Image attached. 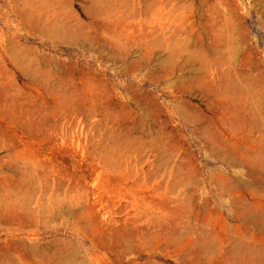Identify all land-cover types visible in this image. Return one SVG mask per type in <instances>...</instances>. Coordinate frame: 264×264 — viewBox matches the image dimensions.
I'll return each mask as SVG.
<instances>
[{
  "label": "rangeland",
  "instance_id": "1",
  "mask_svg": "<svg viewBox=\"0 0 264 264\" xmlns=\"http://www.w3.org/2000/svg\"><path fill=\"white\" fill-rule=\"evenodd\" d=\"M56 1L57 0H35L34 5L38 8H44V13L42 12L41 15H45V13L52 15V17L55 15L58 17L55 20L68 19L67 21L69 23L73 21L71 23L73 27H84V29L81 27L78 28L80 35L74 41H65L62 38H50L40 32L30 30L23 23L20 15L16 11V5L21 4L20 0H0V69H3V74L0 71V96H2L0 97V105L9 108L13 106V101L19 103L16 108L18 113L22 115V119L27 121L30 128L33 130V134H31L26 128H22L16 124L13 125L8 121L6 122L0 114V161L3 159L0 162V177L2 176L0 184L4 188L10 187L12 186L11 184L6 182L2 183V179H4L3 176L18 177L22 173L21 170H29L31 174L34 176L36 175V183H30V188L33 187V185L37 186V188H39V194L44 200H47L49 196H53L51 203L55 204L54 200L56 197L64 196V189L71 190V188L75 187L79 190V192H76L78 196L76 195L74 198L67 193V202H69V199L72 200L73 203L78 202L79 206L77 207L81 208L83 205H86V194L90 195L91 200L96 197L98 201L97 217L103 220L102 217L105 216V220H103L100 229L97 231L94 230L95 225L92 224L89 219L85 221L86 226L85 224H81L82 227L85 226V229H81L73 224L72 218L68 215H58L59 211H56L57 213L55 214H52V212L50 214L48 212L50 216L42 217L39 225L33 224V220L29 219V224L27 222L25 228L21 230L15 229L13 225L8 226L6 224H1L0 256L4 253L5 249H2V245L6 244L5 240L9 238H19L26 242L38 244L53 243L59 239L71 238L69 240H75L74 242L77 243V245L79 244L78 246L82 252L85 253L93 249V246H96L95 248L98 249V242L106 237L102 236V227L108 229V227L113 226L116 221L120 220L119 222L128 223L129 221L128 225L137 227L135 228L136 230L149 231L153 237V242L151 244L146 246V248L143 247L141 251L134 250L131 253L132 256H136L140 252H143V254H140L141 257H144V255L148 253H152L154 255H160L162 257L160 261L164 264H184V262L180 261V258L176 255L173 248L170 249L169 253H165V249L162 246H158L157 242H155L154 239L156 237L154 236L163 232L164 226L167 228L172 227L177 217L179 221V230L182 227L181 230H185L183 232L189 234L194 233L191 236H196L200 231H204L213 226L222 232L221 226L225 221L234 224L238 223L240 220L231 209L230 200L233 197V193L230 189L232 188H229L228 191L222 195L217 186L209 181L210 176L213 174H234L236 168L226 159L218 158L216 155H213L211 151L209 152L207 146L211 141L208 139L204 140V136H199L196 132L195 128L197 126H203L207 121L191 122L185 119L183 115L175 109V106L180 103H186L209 117L207 120L212 121L211 130L219 131L220 135L222 134L221 138L230 142V147L233 149H235L234 145L241 148L245 142H249L246 139L247 132L250 130L252 134L250 138L261 140L262 144L260 148L262 149L260 150L264 152V125L263 128H256L254 124L246 120L245 117L250 114L248 111L258 112L264 117V24L262 23L263 13L260 12L261 9H259L261 8V2L260 0H165L164 3L163 0H159L162 2L157 0L160 3L158 4L156 0H115V3H113L114 0H110L112 1L110 4L108 0V3L112 5L107 9L106 13L108 15L105 12L103 14L102 11L98 9L100 14H103H101L102 18L101 15L98 14V11H95L91 16L87 13L86 3H88L89 0H68L70 2L66 0L67 3L63 2V0V3L59 2L61 0ZM152 1H156V4L164 7L163 12H159L161 14L157 13L153 15L152 11L148 9V2ZM84 2L85 4H83ZM166 3L167 5L165 6ZM224 3L228 6V9H226ZM139 5L142 8H140L141 10H139ZM57 6H59L58 9ZM172 7H176L175 10ZM111 9L112 12H110ZM225 9L228 12L230 11V14H226L228 12H226ZM60 10L61 12H59ZM133 10L137 11V13L139 11L138 14H136V12L132 13L135 16L138 15L136 16L137 18L134 15L131 17L132 14L130 12ZM145 11L149 13V15L151 14L152 17L151 15L148 16ZM168 11H170V15L167 13ZM173 11L175 13H173ZM58 13L62 14L59 15ZM111 13L112 18L109 16ZM201 15L209 19L206 21H208L210 27L213 22V27L209 29L210 31L203 30L200 22L202 21ZM230 15H234V17ZM121 16H123V20L120 19ZM146 17H148L149 20L148 18L145 19ZM105 19L106 21L111 19L115 20L107 21L110 25L107 27L104 25ZM133 19L135 20L132 21ZM228 19L229 21L231 20V24L233 23L235 25H231L230 28H235L233 29L234 31L231 32L232 30L229 29L225 32L226 34L229 33L226 36L225 33L220 35L222 37L214 36L216 28L226 23ZM124 20L126 21L123 22ZM216 22L217 24H215ZM74 23L78 24L75 25ZM145 25H151L150 27H153L148 28L147 26L145 27ZM85 26H87L88 29ZM157 26L161 28L159 32ZM144 28H148L150 32H157L158 35L163 33L162 35L164 37L161 35V38L163 37L162 39H165L164 42H166L168 47L166 46L167 49H155L156 53L161 52L166 56L172 51L171 48L176 47V45V48H179V50L180 47L183 49L179 52L181 55L178 53L173 57L174 59L171 66L169 65L171 68L169 66H166L167 69L164 67L161 68L155 61L148 66L144 64L142 55L145 52L144 50L148 47V43L146 42H148L150 38L148 35L149 32ZM212 28L215 31H211ZM124 29L128 31H124ZM121 31L125 33L123 35V40L125 39L127 46L129 45L128 47H131L129 48L130 59H137V63L133 67L129 61H122L113 57L108 58L115 50L113 38ZM124 36H127V38H124ZM148 36L149 38L147 39ZM198 39L205 42V48L209 54L208 55L206 52L207 61L209 58L213 59L214 55H221L222 61L225 56V60H228L227 56H230L229 59L231 58V60H228V62L223 61L225 63L221 61L222 63L220 65L217 64V66L210 60L208 61L209 67L208 65H204L207 66L205 71L203 69L205 67L200 66V62H188V50L185 49H195L197 46L196 44L200 42ZM143 40L144 42H141ZM128 41L132 43H130L131 46L128 44ZM215 52L219 53L215 54ZM15 55H23L27 62L30 61L28 64H30L33 76L23 72L16 62L13 61ZM47 55H49V57ZM140 55L143 61L139 60L141 59ZM47 61L49 62L47 63ZM211 64L214 65L212 66ZM126 66L129 67V69L126 70ZM172 68H174L175 71L172 72ZM46 69H48V71ZM218 69L223 72L221 74L220 71L221 76L218 74ZM225 70L228 72L226 71L227 73H225ZM150 71L151 74L149 73ZM45 72L48 75H46ZM206 73V79L204 77L201 78V76ZM224 74H228L229 77L233 79V82L239 86L248 85L253 95L257 92L261 93L262 99L259 103L260 106H257V108L252 107L253 109L247 108L245 105V97L241 92L233 94L229 91L226 86V77ZM90 79L92 81L89 82ZM30 82L32 83L30 84ZM47 83H51V87L48 86L49 84ZM102 84L104 86H102ZM212 84L222 89V96L216 95L214 91L210 89ZM43 85L44 87H42ZM82 89L84 90L82 91ZM129 89L134 90L132 91ZM101 90L104 91L102 92ZM57 92L61 94L59 95ZM250 95L247 96L248 100H251ZM59 97L68 105L66 104L65 107H58L57 102L60 101ZM106 97L107 99H105ZM141 97L144 100L141 99ZM84 102L85 104H83ZM148 102L152 107H155V105H152L155 103L160 108L154 109L152 112L148 113L144 106V104ZM96 103L98 105L100 104L99 106L101 107ZM120 103L124 105V107H122ZM236 103L239 104V107L241 106L238 111H234L233 109V107H235L233 105ZM53 104L55 106H53ZM84 105L88 109H86ZM55 107H58L56 108L57 110L53 109ZM122 110L125 113H121ZM56 111L59 112V114ZM118 113L121 117L117 115ZM33 120L35 121L34 124L32 123ZM37 130H39V132H37ZM164 144L166 146L163 147ZM164 148L166 149L164 150ZM18 149L24 151L27 161L15 154V151ZM8 154L9 156H7ZM28 160L31 162L29 163ZM162 160H165V163ZM187 164L196 167L197 171H191V175H189V171L186 172L187 170L183 169L185 170L183 171L185 174L181 173L180 175L185 184L181 181L182 184L179 185L180 187H174L173 179L177 173L175 169L178 168L179 165L184 166ZM116 165L119 167H116ZM161 165L166 166L162 168L163 166ZM160 166L163 171L160 169ZM168 169H170L172 173ZM37 170L40 175L37 173ZM157 171L160 173H154ZM246 171L247 168L242 166L239 177L243 179L248 178ZM169 173L171 175H169ZM44 175L47 179H44ZM168 175L169 177H167ZM187 175L190 177L187 178ZM120 176L127 180H124L121 185L117 184V187L116 179H121L122 177ZM234 176H237L235 178L238 179L237 174H234ZM184 177L187 180H185ZM37 180H40L41 184L39 181L37 182ZM186 181L190 182L187 183ZM238 181L239 180H236L235 182L238 183ZM46 188H48V192H45ZM170 188L175 189L174 192ZM186 188L188 189L186 190ZM1 191H3V189H0V200L4 199L6 196L5 193L2 195ZM175 191L177 193H175ZM189 191L191 193L188 194L191 196L189 195L187 199L184 198L188 196L186 192ZM169 192L172 196L169 195ZM156 193L159 196L156 195ZM163 194L165 196L167 194L168 198ZM179 195L182 196L181 198L183 199H180ZM192 198L195 199L193 200ZM108 199L110 200L108 201ZM250 199L252 200V198ZM181 200L182 202L180 203L191 204L182 207L180 209H183L182 212L178 210L180 215L179 213H171L179 203L178 201ZM173 201L175 202L173 203ZM147 202L150 203L148 204ZM166 202L170 203L166 204ZM167 205L168 207L170 206L171 210H169ZM126 206L128 207L126 208ZM204 207H206V210ZM150 209H152V212L149 216L153 214L154 210L158 211L157 214L160 215L168 212L165 213L164 216L167 220L168 217H170V221L168 220L169 222L164 225H157L153 223L155 221L150 222L146 219L147 216H145L147 212H150ZM187 209H189V213ZM106 211L109 213H105ZM209 212L211 214L207 218ZM184 213L187 214L184 215ZM191 213L193 215H191ZM170 215H172V217ZM201 218L203 221H201ZM206 220L211 223H207ZM144 222L145 224H143ZM136 223L138 225H136ZM153 224L155 225L153 226ZM183 224L186 225L185 229H183ZM200 225L205 226V228ZM187 226L188 229L186 228ZM149 228L151 230H149ZM196 228H198V230ZM10 229H15L14 231H16L17 235H9L8 231ZM142 236V233H139V235L136 234L134 236L135 242H139ZM131 254H129V256H131ZM107 255L111 258L115 257L111 252H108ZM1 257H3V255Z\"/></svg>",
  "mask_w": 264,
  "mask_h": 264
},
{
  "label": "bare ground",
  "instance_id": "2",
  "mask_svg": "<svg viewBox=\"0 0 264 264\" xmlns=\"http://www.w3.org/2000/svg\"><path fill=\"white\" fill-rule=\"evenodd\" d=\"M34 1L35 0H20L21 4L20 5H16V11L18 12V14L20 15L23 23L26 25L27 28H29L30 30H34L37 32H40L50 38H62L65 41H74L76 40L80 33L78 31V28L73 27L72 26V22L69 23L67 20H55L56 18H58L57 16H53L46 14L45 15H41V13H44V8L40 7L38 8L36 5H34ZM42 1V0H41ZM58 1V0H57ZM56 1V2H57ZM68 1V0H67ZM90 1V3H89ZM88 3H86V11L88 14H90V16L95 12L98 11V9H100V11H102V13L104 14V12H107L108 7H111L112 5H110L112 1L109 0H89ZM118 1V0H117ZM157 1V0H156ZM156 1H152V2H148V9L150 11H152L153 15L159 13V12H163L164 7L162 5H158L160 4L159 2L162 1H157L158 4H156ZM165 3V0H163ZM225 1V0H224ZM259 1V0H258ZM61 3L66 2V0L62 2L59 1ZM70 2V1H68ZM83 2V1H82ZM87 2V1H86ZM222 2V1H221ZM220 2V3H221ZM261 2V11L263 13V20L262 23L264 24V0H260ZM17 3V2H16ZM40 3V2H39ZM49 3V2H48ZM47 3V4H48ZM67 3V2H66ZM115 3V0L114 2ZM163 3V4H164ZM51 4V3H50ZM55 4V3H54ZM85 4V2L83 3ZM139 4V3H138ZM137 4V5H138ZM225 4V3H224ZM53 5V4H52ZM56 5V4H55ZM54 5V6H55ZM118 5V4H116ZM115 5V7H116ZM167 5V3L165 4V6ZM260 5V4H259ZM42 6V5H41ZM61 6V5H60ZM69 6V5H68ZM133 6V5H132ZM140 6V5H139ZM138 6V7H139ZM146 6V4H145ZM146 6V7H147ZM226 9H228V6L225 4ZM230 6V5H229ZM44 7V6H43ZM56 7V6H55ZM143 7V6H142ZM145 7V8H146ZM50 8V7H48ZM47 8V9H48ZM52 8V7H51ZM59 8V6H57V9ZM64 8V7H63ZM68 8V7H67ZM114 8V7H113ZM133 8V7H132ZM141 6L139 7V10ZM168 8V7H166ZM174 8V7H172ZM176 8V7H175ZM174 8V10H175ZM54 9V8H53ZM97 9V10H96ZM115 9V8H114ZM118 9V8H117ZM137 9V8H136ZM147 9V8H146ZM145 9V10H146ZM225 9V10H226ZM234 9V8H233ZM72 10V9H71ZM85 10V9H84ZM110 10V9H109ZM116 10V9H115ZM121 10V9H119ZM230 10V9H229ZM236 10V9H234ZM238 10V9H237ZM117 11V10H116ZM201 11V10H200ZM61 12V10L59 11ZM67 12V11H66ZM99 12V11H98ZM112 12V9L111 11ZM133 12L137 11H132L130 12L131 14ZM146 12V11H145ZM170 11H168L167 13L169 14ZM204 12V11H202ZM226 12H228L226 10ZM225 12V13H226ZM230 12V11H229ZM226 13V14H230V13ZM49 13V11H48ZM69 13V11H68ZM101 13V14H102ZM114 13V12H113ZM117 13V12H116ZM147 13V12H146ZM173 13H175L173 11ZM201 13V12H200ZM54 14V13H52ZM59 15L62 13H58ZM56 14V15H58ZM75 14V13H74ZM100 14V12L98 13ZM100 14V15H101ZM102 14V15H103ZM107 14V13H106ZM115 14V13H114ZM113 14V15H114ZM148 16L149 13H147ZM161 14V13H159ZM158 14V15H159ZM199 14V13H198ZM204 14V13H203ZM232 14V13H231ZM71 15V14H69ZM76 15V14H75ZM74 15V16H75ZM95 15V14H94ZM97 15V13H96ZM101 15V17H102ZM108 15V14H107ZM112 13L109 15L111 17ZM116 15V14H115ZM123 15V14H121ZM134 14L131 15V17H133ZM170 15V14H169ZM65 16V15H64ZM99 16V15H98ZM97 16V17H98ZM118 16V15H116ZM130 16V15H129ZM135 16V15H134ZM138 16V15H136ZM135 16V17H136ZM227 16V15H226ZM231 16V15H230ZM229 16V17H230ZM234 17V15H232ZM231 16V17H232ZM237 16V15H236ZM78 17V16H77ZM76 17V18H77ZM107 17V16H106ZM123 16H121L120 19H122ZM126 17V16H124ZM152 17V15H151ZM150 17V18H151ZM166 17V14H165ZM174 17V16H172ZM206 17V16H205ZM54 18V19H53ZM63 18V17H62ZM69 18V17H68ZM96 18V17H95ZM103 18V17H102ZM109 18V17H107ZM112 18V17H111ZM117 18V17H115ZM137 18V17H136ZM148 17H146L145 19H147ZM202 21L201 22V26L203 28V30L208 31L209 29H211V27H213V22L212 25L210 27V24L208 23L209 19L204 18L203 15H201ZM236 18V17H235ZM42 19V21H41ZM80 19V18H78ZM97 19V18H96ZM164 19V18H163ZM226 19V18H225ZM70 20V19H69ZM74 20V19H73ZM103 20V19H101ZM112 20V19H111ZM111 20H107V21H111ZM115 20V19H113ZM112 20V21H113ZM123 20V19H122ZM135 19H133L132 21H134ZM149 20V18H148ZM160 20V19H159ZM233 20V19H232ZM71 21V20H70ZM76 21V20H75ZM106 21L104 22V25L109 27V23ZM119 21V20H118ZM126 20H124L123 22H125ZM147 21V20H145ZM156 21V20H155ZM154 21V22H155ZM227 21V22H226ZM223 25L219 26L216 28V32L214 33V36L217 37H222L220 35H223L226 30H229L231 28V25H234L233 23L231 24V20L229 21L226 20ZM241 21V20H240ZM80 22V21H79ZM82 22V21H81ZM85 22V21H84ZM117 22V21H116ZM150 22V21H147ZM161 22V21H160ZM165 22V21H164ZM163 22V23H164ZM94 23V21H93ZM146 23V22H145ZM220 23V22H219ZM75 24V23H74ZM78 23H76L75 25H77ZM111 24V23H110ZM113 24V23H112ZM217 24V22L215 23ZM220 25V24H219ZM79 26V25H78ZM114 26V25H112ZM123 26V25H122ZM132 26V24H131ZM147 25H145L146 27ZM151 26V25H150ZM149 25L147 26L148 28H152ZM166 26V25H165ZM216 26V25H215ZM235 26V25H234ZM232 26V27H234ZM87 28V26H85ZM125 27V26H124ZM123 27V28H124ZM164 27V26H163ZM210 27V28H209ZM237 27V26H236ZM82 28V27H81ZM90 28V27H89ZM114 28V27H113ZM121 28V27H120ZM127 28V27H126ZM148 28H144L147 29ZM158 32L159 29H161L160 27H158ZM156 28V29H157ZM165 28V27H164ZM215 28V27H214ZM84 29V27L82 28ZM88 29V28H87ZM86 29V30H87ZM91 29V28H90ZM119 29V28H118ZM235 28H232L230 30H232L231 32H233ZM243 29V28H242ZM122 30V29H119ZM118 30V31H119ZM127 30V29H126ZM124 29V31H126ZM133 30V29H132ZM155 30V29H154ZM164 30V29H163ZM88 31V30H87ZM128 31V30H127ZM145 31V30H144ZM145 31V32H147ZM156 31V30H155ZM210 31V30H209ZM211 31H215L213 28ZM144 32V33H145ZM149 32V33H148ZM148 35L147 39L149 38L148 42V47H147V51L144 50V54L143 59H144V64L146 66L151 65L154 61L157 63V65L161 68H166V66H171V63L173 61V57L176 56L180 51H182L183 49L180 47L179 48H171V54L168 53L166 56L165 54L163 55L161 52L156 53L155 49H163L166 48L167 44L166 42H164L165 39H162L164 36L162 35L163 33H160L163 37L161 38V35H158L157 32H150L148 31ZM230 32V31H229ZM117 33V32H116ZM127 33V32H126ZM143 33V35H144ZM125 33L123 31L119 32L117 34V36L115 38H113V44L115 47V50L111 53L109 57H113V58H118L119 60L122 61H129V63L131 64V66H135V64L137 63V59L133 60L130 59V49L131 47H128L126 44V40H123V35ZM131 34V33H130ZM142 34V32H141ZM211 34V32H210ZM229 33H225V36L228 35ZM84 35V34H83ZM112 35V34H111ZM115 35V34H114ZM135 35V34H133ZM113 36V35H112ZM208 36V35H207ZM211 36V35H210ZM209 36V38H210ZM231 36V35H230ZM92 37V36H91ZM111 37V36H109ZM145 37V36H143ZM200 37V36H199ZM228 37V36H227ZM124 38H127V36ZM129 38V36H128ZM146 38V37H145ZM207 38V39H209ZM215 38V37H214ZM82 39V37H81ZM130 39V38H129ZM144 39V38H142ZM146 39V40H147ZM173 39V38H172ZM202 39V38H201ZM199 40V43H197L196 48L193 50L190 49H185L188 50V57H187V61H197L200 62V66H204V65H208V61L212 60V62L214 64L220 65L223 61H227L231 60V58L229 59L230 56L228 57V60L226 58V56L224 57V60L222 61V56H215L213 57V59H210L207 61V56H206V48H205V42L203 40ZM213 39V37H212ZM219 39V38H218ZM225 39V38H224ZM217 40V39H214ZM221 41H223L222 39H219ZM218 40V41H219ZM130 41V40H129ZM128 44H130L132 42H129ZM169 41V40H168ZM175 41V40H174ZM141 42H144L141 41ZM210 42V41H209ZM213 42V41H212ZM65 43V42H64ZM132 44V43H131ZM130 44V46H131ZM177 44V43H176ZM212 44V43H211ZM112 45V44H111ZM134 45V44H133ZM144 45V44H143ZM140 45V46H143ZM146 45V44H145ZM144 45V46H145ZM98 46V45H97ZM147 46V45H146ZM24 47V46H23ZM134 47V46H133ZM168 47V46H167ZM99 48V47H98ZM106 48V47H105ZM108 48V47H107ZM113 48V46H112ZM213 48V47H212ZM10 49V48H9ZM23 49V48H22ZM109 49V48H108ZM167 49V48H166ZM165 49V50H166ZM13 50V49H12ZM25 50V49H24ZM23 50V51H24ZM112 50V49H111ZM110 50V51H111ZM132 50V49H131ZM142 50V49H141ZM20 51V50H19ZM101 51V50H100ZM104 51V50H103ZM161 51V50H160ZM168 51V50H167ZM22 52V51H21ZM26 52V51H25ZM164 52V51H163ZM105 53V52H104ZM219 53V52H215ZM8 54V51H7ZM24 54V53H23ZM106 54V53H105ZM180 54V53H179ZM208 54V52H207ZM222 54V53H220ZM100 55V54H99ZM181 55V54H180ZM209 55V54H208ZM49 57V55H47ZM10 57V56H9ZM45 57V56H44ZM105 57V56H104ZM11 58V57H10ZM134 58V57H133ZM139 60H142V57L140 55ZM176 58V57H175ZM28 59V58H27ZM29 60V59H28ZM31 60V59H30ZM48 60V59H47ZM16 62V64L21 68V70L25 73L31 74V68H30V64H28L29 62H27L24 59V56H20V55H15L14 60ZM143 61V60H142ZM141 61V63H142ZM222 61V62H221ZM49 61H47L48 63ZM56 62V61H55ZM120 62V61H119ZM139 62V61H138ZM209 62V63H212ZM14 63V62H13ZM155 63V64H156ZM225 63V62H223ZM15 64V63H14ZM36 64V63H34ZM52 64V63H51ZM50 64V65H51ZM127 64V63H126ZM139 64V63H138ZM143 64V65H144ZM214 64H211L212 66ZM33 65V64H32ZM58 65V64H57ZM60 65V64H59ZM156 65V66H157ZM175 65V64H173ZM172 65V66H173ZM39 66V65H38ZM155 66V68H156ZM169 66V67H170ZM211 66V67H212ZM127 67V66H126ZM152 67V66H151ZM175 67V66H174ZM205 69L207 66H204ZM131 68V67H130ZM171 68V67H170ZM224 68V67H223ZM126 70L129 69V67L125 68ZM159 69V68H158ZM200 69V68H199ZM220 69V68H219ZM218 69V71H219ZM48 71V69H46ZM172 72L175 71L174 68L171 69ZM202 70V69H201ZM0 71L3 74V69H0ZM41 71V70H40ZM221 71V70H220ZM220 71L218 74H220ZM227 70H225V73ZM43 72V71H42ZM207 72V70H206ZM65 73V71H64ZM67 73V72H66ZM151 74V71L149 72ZM205 73V72H204ZM223 72L221 71V74ZM24 74V73H23ZM46 74V72H45ZM147 74V73H146ZM220 74V76H221ZM48 75V74H46ZM30 76V75H29ZM33 76V75H32ZM199 76V75H198ZM205 76H207V73L202 75L201 78H205ZM224 76L226 77V86L228 87L229 91L233 94H237L238 92H241L242 95L245 97V105L247 108H251L252 107H256L260 106L259 103L261 101V93L257 92L254 95L251 93L250 91V87L248 85H241L239 86L238 84H236L235 82H233V79L231 77H229L228 74H224ZM42 77V76H41ZM51 77V76H50ZM49 77V79H50ZM28 78V77H27ZM40 78V77H39ZM47 78V77H46ZM53 78V77H52ZM90 78V77H89ZM200 78V77H199ZM221 78V77H220ZM224 78V77H223ZM206 79V78H205ZM222 79V78H221ZM31 80V78H30ZM29 80V81H30ZM34 80V79H33ZM32 80V81H33ZM51 80V79H50ZM69 80V79H68ZM37 81V80H36ZM40 81V80H39ZM92 81L91 79L89 80V82ZM97 81V80H95ZM182 81V79H181ZM38 82V81H37ZM49 82V81H48ZM52 82V81H51ZM86 82V81H85ZM32 82H30L31 84ZM57 83V82H56ZM82 83V82H81ZM49 84V83H47ZM46 84V86H47ZM51 84V83H50ZM50 84L48 86H50ZM91 84V83H90ZM98 84V83H97ZM96 85V84H95ZM100 85V84H99ZM41 86V84H40ZM45 86V87H46ZM55 86V85H54ZM87 86V85H86ZM102 86H104L102 84ZM128 86V85H127ZM211 86V85H209ZM37 87V86H36ZM44 87V85L42 86ZM51 87V86H50ZM58 87V86H57ZM101 87V86H100ZM99 87V88H100ZM32 88V87H31ZM59 88V87H58ZM95 88V86H94ZM102 88V87H101ZM39 89V88H38ZM49 89V88H48ZM57 89V88H56ZM55 89V90H56ZM63 89V88H60ZM70 89V88H69ZM103 89V88H102ZM211 90L214 91V93L216 95L222 96L223 92L222 89L218 88L217 86L215 87L213 84L210 87ZM54 90V93H55ZM71 90V89H70ZM84 89H82L83 91ZM106 90V89H104ZM103 90V91H104ZM132 90V89H129ZM134 90V89H133ZM132 90V91H133ZM47 91V89H46ZM81 91V92H82ZM90 91V90H89ZM102 91V90H101ZM102 91V92H103ZM65 92V91H64ZM91 92V91H90ZM93 92V91H92ZM100 92V91H99ZM5 93V92H4ZM3 93V94H4ZM49 93V92H48ZM59 93V92H57ZM67 93V92H66ZM65 93V94H66ZM76 93V92H75ZM74 93V94H75ZM79 93V92H78ZM106 93V92H105ZM136 93V92H135ZM139 93V92H137ZM1 94V91H0ZM61 93H59L60 95ZM80 94V93H79ZM91 94V93H90ZM89 94V95H90ZM104 94V93H103ZM142 94V93H141ZM251 94V95H250ZM260 94V95H259ZM7 95V94H5ZM50 95V94H49ZM52 95V94H51ZM58 95V94H57ZM83 95V94H82ZM81 95V96H82ZM251 97V100L247 99V96ZM91 96V95H90ZM88 96V97H90ZM102 96V95H101ZM135 96V95H134ZM133 96V97H134ZM138 96V95H137ZM236 96V95H235ZM2 97V96H0ZM50 97V96H49ZM53 97V96H52ZM51 97V99H52ZM57 97V96H56ZM13 98V97H12ZM55 98V97H54ZM71 98V97H70ZM140 98V96H139ZM138 98V99H139ZM14 99V98H13ZM63 99V98H62ZM83 99V98H81ZM85 99V96H84ZM91 99V98H90ZM107 99V97L105 98ZM141 99H143L141 97ZM19 100V99H17ZM49 100V99H48ZM56 100V99H55ZM60 101H56L58 104V107H65V105L67 103H65L64 101H62L59 97ZM92 100V99H91ZM144 100V99H143ZM1 101V99H0ZM45 101V100H44ZM80 101V100H79ZM78 101V102H79ZM93 101V100H92ZM98 101V99H97ZM105 101V100H104ZM119 101V100H118ZM135 101V100H134ZM142 101V100H141ZM3 102V101H2ZM43 102V101H42ZM81 102V101H80ZM90 102V101H89ZM88 102V103H89ZM94 102V101H93ZM102 102V100H101ZM100 102V103H101ZM138 102V100H137ZM144 102V101H143ZM147 102V101H146ZM7 103V102H6ZM50 103V102H49ZM52 103V102H51ZM54 103V102H53ZM55 104V103H54ZM53 104V106H55ZM78 104H82V103H78ZM85 104V102L83 103ZM94 104V103H93ZM92 104V105H93ZM97 104V103H96ZM108 104V101H107ZM119 104V103H118ZM121 104V103H120ZM128 104V101H127ZM146 104V105H145ZM144 106L147 109L148 113L152 112L154 109H159L160 107L158 105H156L155 103H153L152 105H155V107H152L151 101L150 104L145 103ZM148 104V105H147ZM19 105V103H15L13 101V106L6 108L0 105V114L2 115L3 119L6 120V122H11L13 125H19L22 128H26L27 130L30 131L31 134H33V130L30 128V125L27 121H25L24 119H22V115L20 113H18L17 111V106ZM68 105V104H67ZM98 105V104H97ZM100 105V104H99ZM98 105V106H99ZM122 105V104H121ZM42 106V105H41ZM85 106V105H84ZM83 106V108H84ZM97 106V107H98ZM108 106V105H107ZM127 106V105H126ZM142 106V105H141ZM233 109L234 111H238L240 109L239 104H234ZM40 107V106H38ZM43 107V106H42ZM50 107V106H49ZM58 107H55L53 109H56ZM73 107V105H72ZM101 107V106H99ZM122 107H124V105H122ZM26 108V107H25ZM46 108V107H45ZM77 108V107H76ZM82 108V106H81ZM86 108V106H85ZM104 108V107H103ZM19 109V108H18ZM41 109V108H39ZM88 109V108H86ZM91 109V108H90ZM94 109V108H92ZM126 109V108H124ZM143 109V108H142ZM175 109L183 115V117L189 121H194V122H200L202 120L207 121L206 124H204L203 126L199 127L197 126L196 132L199 134V136H204L203 138H205L204 140H209L211 141L210 144L207 146L209 148V152L211 151V153L213 155H216L218 158H222V159H226L230 164H232L236 170L234 172V174L238 175V179H236L234 176V174H228V173H219V174H213L210 176V182L214 183L218 190L221 192L220 194H224L225 192L228 191L229 188L231 192L233 193V197L230 200L231 203V209L233 210L234 214L237 216V218L240 220L238 223H234V224H230L227 223L226 221L223 223L222 227V232L219 231V229H217L216 227H209V229H205L204 231H198L199 233H197V235H193L189 234V233H185L183 231L185 230H181L182 227L178 228V218L176 217L174 225L170 228H167L164 226V231L159 233L158 235L154 236L156 237L154 240L155 242H157L158 246H162L165 249V253H169L170 249L173 248L174 252L176 253V255L180 258L181 262H184V264H264V152L261 151L260 146H261V140H256V139H251L250 136L252 135L250 130L249 132H247V141L249 142H245V144L241 147L238 148L237 146L234 145V148L230 147V142H227L225 140H223L221 138L222 134L220 135L219 131H212L211 130V123L212 121L207 120L209 119V117L205 116L203 113L197 111L195 108H193L192 106H189L186 103H180L178 105L175 106ZM51 110V108H50ZM57 110V109H56ZM71 110V109H70ZM38 111V110H37ZM36 111V112H37ZM40 111V110H39ZM46 111V110H45ZM53 111V110H52ZM145 111V110H144ZM29 112V111H28ZM32 112V111H31ZM57 112V111H56ZM66 112V110H65ZM250 114L245 116L246 120L251 121L254 124V127L258 128V127H262L264 125V117L261 116L258 112H254V111H248ZM26 113V112H25ZM24 113V114H25ZM34 113V112H33ZM41 113V112H40ZM50 113V112H48ZM47 113V114H48ZM59 114V112H57ZM56 113V114H57ZM121 113H125L122 112ZM28 114V113H27ZM37 114V113H36ZM51 115V114H50ZM119 116V113L117 114ZM124 115V114H123ZM125 116V115H124ZM128 116V115H127ZM130 116V115H129ZM49 117V116H48ZM121 117V116H119ZM118 117V118H119ZM1 118V117H0ZM25 118V117H24ZM123 118V117H122ZM128 118V117H127ZM36 119V118H35ZM130 119V118H129ZM124 120V119H123ZM222 120V119H221ZM245 120V121H246ZM41 121V120H40ZM122 121V120H121ZM120 121V122H121ZM34 120H33V124H34ZM123 122V121H122ZM224 122V121H221ZM43 123V122H42ZM124 123V122H123ZM128 123V122H127ZM126 123V124H127ZM2 124V123H1ZM4 124V123H3ZM32 124V126H33ZM38 125V124H37ZM44 125V124H43ZM125 125V123H124ZM128 125V124H127ZM10 126V124H9ZM7 127V126H6ZM12 127V126H11ZM18 127V126H17ZM3 128V127H2ZM20 128V127H19ZM10 129V128H9ZM8 129V130H9ZM34 129V128H33ZM35 130V129H34ZM42 130V129H41ZM40 130V131H41ZM37 132H39V130H37ZM36 135V134H35ZM43 137V136H42ZM38 139V138H37ZM40 141V140H39ZM207 143V142H206ZM166 146L165 144L163 145V147ZM206 146V145H205ZM167 148V147H166ZM164 148V150L166 149ZM169 148V147H168ZM172 148V147H171ZM178 148V147H177ZM176 148V149H177ZM168 150V149H167ZM177 151V150H176ZM170 152V151H169ZM168 152V153H169ZM234 152V154H233ZM164 153V152H163ZM15 154L20 157L21 159H25L27 161V157L24 153V151L22 149H18L17 151H15ZM108 155V154H107ZM9 156V154L7 155ZM6 156V157H7ZM107 157V156H106ZM105 157V158H106ZM162 157V156H161ZM167 157V156H166ZM171 157V156H169ZM164 158V157H163ZM190 158V157H189ZM108 159V158H107ZM158 159V158H157ZM160 159V158H159ZM158 159V160H159ZM3 160V159H2ZM1 160V161H2ZM30 160V159H29ZM28 160V161H29ZM106 160V159H105ZM161 160V159H160ZM189 160V159H188ZM0 161V162H1ZM23 161V160H22ZM107 161V160H106ZM163 161V160H162ZM165 161V160H164ZM163 161V162H164ZM171 161V160H170ZM175 161V160H174ZM186 161V160H185ZM25 162V161H24ZM23 162V163H24ZM31 161H29L30 163ZM110 162V160H109ZM173 162V161H171ZM160 163V162H159ZM165 163V162H164ZM181 163V162H180ZM190 163V162H189ZM192 163V162H191ZM11 164V163H9ZM26 164V162H25ZM35 164V163H33ZM168 164V163H167ZM174 164V163H173ZM183 164V163H182ZM38 165V164H37ZM109 165V164H108ZM118 165V164H117ZM116 167H119L117 166ZM158 165V164H157ZM188 165V164H187ZM187 165H179L178 168L175 169V171L177 172L175 174L174 177V187L178 186L182 184V182H184V180L182 181V177H181V173H184L183 171L187 170L186 172L189 171V175H191V171L196 172L197 168L194 166H189L187 167ZM106 166V165H105ZM154 166V165H153ZM156 166V165H155ZM163 166L162 168H164V166L166 165H161ZM160 166V169H161ZM242 166L247 168L246 174L248 175V178H241L240 173H241V168ZM13 167V166H12ZM26 167V165H25ZM19 168V167H18ZM30 168V167H29ZM28 168V169H29ZM106 168V167H105ZM156 168V167H155ZM159 168V167H158ZM170 168V167H168ZM38 169V168H36ZM118 169V168H117ZM185 169V170H183ZM116 170V169H115ZM114 170V171H115ZM121 170V169H120ZM163 171V169H161ZM160 170V172H161ZM170 171V169H168ZM22 173L18 176V177H7L3 176L4 179H2V183H9L12 186L10 187H3L0 184V189L3 191H1V194L3 195L4 193L6 194L4 199L0 200V225L1 224H6V225H13V227L17 230H21L23 228H25L27 222L29 219L33 220V224L35 225H39V223L41 222L42 217H46V216H50L51 212L52 214L57 213L58 215H63L66 214L68 215L70 218H72V222H74L73 224L75 226H78L79 228H84L85 229V221L87 219H89V221L95 225V229L94 230H99L100 226L103 223V220H105V216L102 217L103 220H101V218L97 217V198L95 197L93 200L90 199V195L86 194V205H83L81 208L77 207L79 206L78 202L73 203L72 200L69 199V202H67L68 200L66 199V195L67 193L69 194V196H76V192H79L78 189H76L75 187L71 188V190H67L64 189V196L63 197H56V199L54 200V203H51V199L53 198V196H49V198L47 200H44L41 195L39 194V188H37V186L33 185V187L30 188V183H36L35 182V176L33 174H31V172H29V170H21ZM38 171V170H37ZM111 171V170H110ZM118 171V170H117ZM166 171V170H165ZM173 171V170H172ZM244 171V170H243ZM120 172V171H119ZM125 172V171H124ZM159 171L154 172V173H160ZM171 172V171H170ZM39 173V171L37 172ZM44 173V172H43ZM108 173V172H107ZM121 173V172H120ZM153 173V172H152ZM162 173V172H161ZM172 173V172H171ZM36 174V173H35ZM116 174V173H115ZM168 174V173H167ZM185 174V173H184ZM40 175V173H39ZM128 175V174H127ZM155 175V174H154ZM160 175V174H159ZM169 175H171L169 173ZM169 175L167 177H169ZM196 175V174H195ZM119 176V175H118ZM130 176V175H128ZM156 176V175H155ZM39 177V176H38ZM122 177V176H120ZM127 177V176H126ZM186 177V175H185ZM184 177V178H185ZM190 176L187 175V178H189ZM2 178V176L0 177V179ZM40 178V177H39ZM192 178V176H191ZM196 178V177H194ZM44 179H47L44 175ZM114 180V179H113ZM124 180L127 179H123V177L120 179H116V186L117 184L121 185L122 182H124ZM167 180V179H166ZM165 180V181H166ZM185 180H187L185 178ZM236 180H239L238 183L235 182ZM39 181V183L41 184L40 180H37V182ZM182 181V182H181ZM191 181V180H190ZM190 181H186L187 183ZM198 181V180H197ZM193 182V181H192ZM43 183V182H42ZM47 183V182H46ZM172 183V184H173ZM168 184V182H167ZM185 184V182L183 183ZM195 184V183H194ZM49 185V184H47ZM46 185V187H47ZM192 185V184H191ZM41 186V185H39ZM38 186V187H39ZM126 186V185H125ZM171 186V185H170ZM183 186V185H182ZM186 186V185H185ZM113 187V186H112ZM118 187V186H117ZM116 187V188H117ZM120 187V186H119ZM173 187V188H174ZM184 187V186H183ZM195 187V186H194ZM41 188V187H40ZM111 188V186H110ZM172 188V187H171ZM170 188V189H171ZM190 188V186H189ZM47 189V191H46ZM45 189V192H48V188ZM115 189V187H114ZM180 189V188H178ZM188 188H186L187 190ZM113 190V189H110ZM173 192L175 189H171ZM170 191V190H169ZM182 191V190H181ZM183 192V191H182ZM185 192V189H184ZM87 193V192H86ZM166 193V192H165ZM172 193V192H171ZM175 193H177L175 191ZM191 193L189 192H186ZM53 194V193H51ZM160 194V193H159ZM162 194V193H161ZM174 194V193H173ZM85 195V194H84ZM156 195H158L156 193ZM164 195V194H163ZM170 195V192H169ZM190 194H188V196L184 197L187 199V197H189ZM203 195V194H202ZM44 196V195H43ZM78 196V195H77ZM149 196V195H148ZM147 196V197H148ZM153 196V195H152ZM159 196V195H158ZM165 196V195H164ZM172 196V195H170ZM169 196V198H170ZM180 196V195H179ZM191 196V195H190ZM193 196V195H192ZM198 196V194H197ZM206 196V195H205ZM110 197V196H109ZM157 197V196H156ZM167 197V194L166 196ZM164 197V198H165ZM178 197V196H176ZM182 196H180V199ZM75 198V197H74ZM80 198V196H79ZM159 198V197H158ZM168 198V197H167ZM252 198V200L250 199ZM111 199V198H110ZM108 199V201L110 200ZM152 199V198H150ZM173 199V198H172ZM193 200L195 198H192ZM207 199V198H206ZM205 199V200H206ZM78 200V199H77ZM157 200V199H156ZM161 200V199H160ZM164 200V199H163ZM170 200V199H169ZM185 200V199H184ZM143 201V200H142ZM158 201V200H157ZM167 201V200H165ZM164 201V202H165ZM191 201V200H190ZM189 201V202H190ZM197 201V200H195ZM204 201V200H203ZM113 202V201H112ZM159 202V201H158ZM157 202V203H158ZM175 201H173L174 203ZM179 203L175 206V208L172 210L171 213H176L180 215V212L178 210H180L182 207H184L185 205H187L188 203L184 204V203H180L181 201H178ZM188 202V201H187ZM194 202V201H192ZM110 203V202H109ZM148 203V202H147ZM150 203V202H149ZM148 203V204H149ZM156 203V204H157ZM170 203V202H168ZM166 202V204H168ZM172 203V204H173ZM207 203V202H205ZM140 204V203H139ZM160 204V203H159ZM164 204V203H162ZM161 204V205H162ZM165 204V205H166ZM176 204V203H175ZM191 204V203H189ZM188 204V205H189ZM195 204V203H194ZM55 205V206H54ZM147 205V204H146ZM164 205V206H165ZM170 205V204H169ZM140 206V205H139ZM155 206V205H154ZM153 206V207H154ZM160 206V205H159ZM174 206V205H173ZM52 207V208H51ZM128 206H126L127 208ZM162 207V206H161ZM166 207V206H165ZM164 207V208H165ZM168 207V205H167ZM125 208V209H126ZM152 208V207H151ZM160 208V207H159ZM169 210L170 206L168 207ZM172 208V206H171ZM199 208V207H198ZM197 208V209H198ZM206 207H204L205 209ZM54 209V210H51ZM138 209V208H137ZM161 209V208H160ZM163 209V208H162ZM194 209V207H193ZM183 210V209H182ZM182 210H180L182 212ZM189 209H187L188 211ZM191 210V209H190ZM206 210V209H205ZM204 210V212H205ZM213 210V209H212ZM138 211V210H136ZM154 210L153 214L151 216H149V214L152 212V209H150V212H147L145 214L146 219L151 221H155L153 223L157 224V225H164L167 222H169V218L168 220L165 218L164 214L168 213L165 212L163 215L157 214L158 211ZM162 211V210H161ZM160 211V212H161ZM164 211V210H163ZM167 211V210H166ZM48 212L50 214H48ZM108 211H106L105 213H107ZM109 213V212H108ZM189 213V211H188ZM193 213V212H192ZM191 213V215H193ZM195 213V212H194ZM199 213V212H198ZM187 213H184V215ZM196 214V213H195ZM210 212L207 214V218L208 216H210ZM108 215V214H106ZM138 215V214H136ZM135 215V216H136ZM141 215V214H140ZM168 215V214H167ZM109 216V215H108ZM130 216V215H129ZM132 216V215H131ZM149 216V218H148ZM172 217V215H170ZM183 216V215H182ZM195 216V215H194ZM112 217V216H111ZM116 217V216H115ZM141 217V216H140ZM167 217V216H166ZM192 217V216H191ZM62 218V217H61ZM49 219V218H48ZM134 219V218H133ZM196 219V217H195ZM211 219V218H210ZM57 220V219H56ZM128 220V219H126ZM197 220V219H196ZM58 221V220H57ZM115 221V220H114ZM120 221V220H119ZM116 221V223H114L113 226H110L107 228H103L102 227V236H106V237H102L103 239L100 240V242H98V249H96V246H93V249H90L88 251H86L85 253L82 252V250L80 249V247L77 245V243H75L72 240L69 239H59L54 241L53 243H46V244H38V243H30V242H26L22 239H13V238H9L7 240H5L4 245H2V249H4V253L2 254L3 257L0 258V264H164L162 261H160V259L162 258L160 255H154L152 253H148L147 255H144V257H141L140 254H143V252H140L138 255L136 256H132V252L134 250H142L143 247L146 248V246H148L149 244H151L153 242V237L152 235L149 233V231H144V230H136L135 228L137 227H132L129 226L127 222H119ZM188 221V219H187ZM201 221L202 218H201ZM207 221V220H206ZM204 221V222H206ZM211 221V220H210ZM30 222V221H29ZM28 222V224H29ZM63 223V222H62ZM111 223V222H110ZM194 223V222H193ZM197 223V222H196ZM200 223V222H198ZM207 223H211L209 221H207ZM85 224V226L82 227V225ZM90 224V225H92ZM112 224V223H111ZM145 224V222L143 223ZM153 224V226L155 225ZM93 225V226H94ZM108 225V224H107ZM135 225V224H134ZM136 225H138L136 223ZM135 225V226H136ZM151 225V224H149ZM184 225V224H183ZM206 225V224H205ZM92 226V228H93ZM169 226V225H168ZM185 226H183V229H185ZM202 226V225H200ZM142 227V226H141ZM156 227V226H155ZM154 227V228H155ZM180 227V225H179ZM203 228H205V226H202ZM208 227V226H207ZM89 228V227H88ZM188 229V226L186 227ZM192 228V227H191ZM199 228V227H198ZM198 228H196L198 230ZM14 229V230H15ZM87 229V228H86ZM190 229V228H189ZM202 229V228H201ZM13 229H10L8 231L9 235H17L16 231H14ZM148 230V229H147ZM149 230H151L149 228ZM153 230V229H152ZM156 231V230H155ZM154 231V232H155ZM162 231V230H160ZM196 231V230H195ZM85 232V231H84ZM91 232V231H90ZM93 232V231H92ZM153 232V231H151ZM88 233V232H86ZM139 233H142L143 236L142 238H140L139 242H135L134 240V236L136 234L139 235ZM96 236H100V235H96ZM65 238V237H64ZM96 238V237H95ZM136 239V238H135ZM156 244V245H157ZM1 247V246H0ZM154 247V246H153ZM1 249V250H2ZM153 249V248H152ZM151 250V249H150ZM3 251V250H2ZM156 251V250H155ZM159 251V250H158ZM162 251V250H161ZM160 251V252H161ZM108 252H111L112 254H114V258L110 257L108 254ZM1 253V252H0ZM156 253V252H155ZM129 254H131V256H129ZM135 254V253H134ZM172 256V254H171ZM175 261V260H174ZM180 262V263H181Z\"/></svg>",
  "mask_w": 264,
  "mask_h": 264
}]
</instances>
